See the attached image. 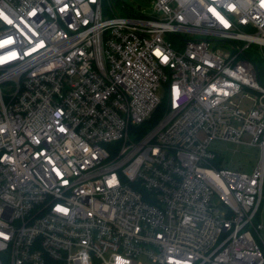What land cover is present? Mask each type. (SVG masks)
<instances>
[{
    "label": "built area",
    "instance_id": "obj_1",
    "mask_svg": "<svg viewBox=\"0 0 264 264\" xmlns=\"http://www.w3.org/2000/svg\"><path fill=\"white\" fill-rule=\"evenodd\" d=\"M154 11L0 0V264H264V0Z\"/></svg>",
    "mask_w": 264,
    "mask_h": 264
},
{
    "label": "rangeland",
    "instance_id": "obj_2",
    "mask_svg": "<svg viewBox=\"0 0 264 264\" xmlns=\"http://www.w3.org/2000/svg\"><path fill=\"white\" fill-rule=\"evenodd\" d=\"M120 5H125L129 10L141 14L145 17H154L158 14L154 11L155 0H117ZM113 6L117 7L114 3ZM218 45L217 47H221ZM160 96L167 97V92L163 89L160 92ZM245 142H249L248 138H244ZM210 150L215 152L222 160V167L224 169L243 172L251 174L260 159V152L253 146L244 144H235L225 141H214Z\"/></svg>",
    "mask_w": 264,
    "mask_h": 264
},
{
    "label": "trees",
    "instance_id": "obj_3",
    "mask_svg": "<svg viewBox=\"0 0 264 264\" xmlns=\"http://www.w3.org/2000/svg\"><path fill=\"white\" fill-rule=\"evenodd\" d=\"M112 3H114L115 5H117L118 8H120V3L117 1V0H110ZM119 14L121 15H124L123 13H121L119 10H118ZM166 109H167V104L166 102L164 101L160 107L158 108L157 112L155 113V116H154V121L159 119L161 116H163V114L166 112ZM220 161H218L216 163V165L219 167L220 166ZM221 167V166H220Z\"/></svg>",
    "mask_w": 264,
    "mask_h": 264
}]
</instances>
